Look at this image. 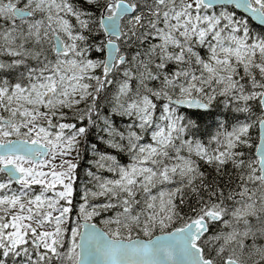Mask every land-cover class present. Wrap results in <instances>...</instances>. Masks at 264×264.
I'll list each match as a JSON object with an SVG mask.
<instances>
[{
    "label": "snow or ice",
    "instance_id": "snow-or-ice-1",
    "mask_svg": "<svg viewBox=\"0 0 264 264\" xmlns=\"http://www.w3.org/2000/svg\"><path fill=\"white\" fill-rule=\"evenodd\" d=\"M0 264H264V0H0Z\"/></svg>",
    "mask_w": 264,
    "mask_h": 264
},
{
    "label": "trees",
    "instance_id": "trees-1",
    "mask_svg": "<svg viewBox=\"0 0 264 264\" xmlns=\"http://www.w3.org/2000/svg\"><path fill=\"white\" fill-rule=\"evenodd\" d=\"M87 160H88V157H87V154H85V159L82 161V163H81V169H80V171H81V180H85L86 179V177L83 176V170L88 166L87 165ZM82 183L84 184V182H82ZM76 189H77V185H76Z\"/></svg>",
    "mask_w": 264,
    "mask_h": 264
},
{
    "label": "rangeland",
    "instance_id": "rangeland-1",
    "mask_svg": "<svg viewBox=\"0 0 264 264\" xmlns=\"http://www.w3.org/2000/svg\"><path fill=\"white\" fill-rule=\"evenodd\" d=\"M81 181L84 182V184L87 183V177L85 180H81ZM82 182H78V184H77V191H76V196H75V200L77 202H79V194H80V191L84 185Z\"/></svg>",
    "mask_w": 264,
    "mask_h": 264
}]
</instances>
